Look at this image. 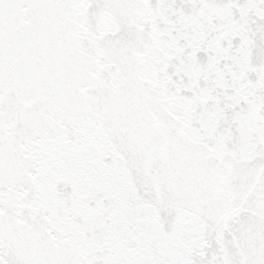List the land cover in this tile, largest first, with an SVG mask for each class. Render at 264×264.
<instances>
[{"label": "water", "instance_id": "water-1", "mask_svg": "<svg viewBox=\"0 0 264 264\" xmlns=\"http://www.w3.org/2000/svg\"><path fill=\"white\" fill-rule=\"evenodd\" d=\"M207 2L0 0V264H264V90Z\"/></svg>", "mask_w": 264, "mask_h": 264}]
</instances>
